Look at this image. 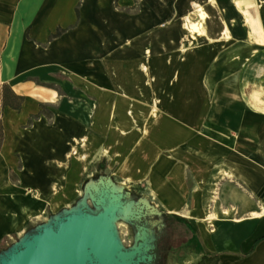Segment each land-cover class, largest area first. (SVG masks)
I'll use <instances>...</instances> for the list:
<instances>
[{"label": "crops", "instance_id": "obj_1", "mask_svg": "<svg viewBox=\"0 0 264 264\" xmlns=\"http://www.w3.org/2000/svg\"><path fill=\"white\" fill-rule=\"evenodd\" d=\"M78 1L0 0V240L74 207L106 159L162 210L210 225L206 251L225 264H264V0H81L79 20ZM250 32L233 63L225 36ZM43 104L52 116L27 124Z\"/></svg>", "mask_w": 264, "mask_h": 264}, {"label": "rangeland", "instance_id": "obj_2", "mask_svg": "<svg viewBox=\"0 0 264 264\" xmlns=\"http://www.w3.org/2000/svg\"><path fill=\"white\" fill-rule=\"evenodd\" d=\"M64 4L68 3V0H63ZM203 8V7H202ZM204 10V8H203ZM205 11V10H204ZM203 23V21H202ZM240 36V35H239ZM241 36L245 38H237L236 36L232 37V34H229L226 37L229 41L235 44L234 49H229L227 54L233 55V63L237 62L240 63L242 59L251 51L249 46L244 48L243 46L246 44V40L248 39L247 43H251L254 35L251 32L245 33ZM258 38V37H257ZM234 39V40H233ZM243 39H245L243 41ZM232 45V44H231ZM234 47V46H233ZM116 115L113 113L112 117ZM118 116V115H117ZM86 157V156H85ZM106 159L102 160L101 167L98 172L93 175L90 179H87L82 185V192L80 194V198L78 203L74 206V208L62 209L57 212H52L50 210L46 211L43 216L39 218L36 222H32L29 224V227L26 231L22 233H14L12 236H8L5 239L3 244V252L4 254L1 255L0 260L3 257H8L7 252L11 250H18L22 248L23 241H25L28 237H30V232L35 230H45L46 228H54L58 230L62 228L61 222L67 220V218L71 214H79V215H87V214H98L103 210V207H98L92 197L90 196L89 192H87L89 184H93V182H98L100 178L112 177L116 182H119L123 185V192L124 195L122 197V201L120 202V208L115 215L111 222L113 225V229L116 231L120 241L123 245V250L131 251L135 249L136 246H141V252L139 255L142 257L144 256L147 248L152 244L154 240V230L159 226V224L165 225L166 223L171 222L169 228L172 237H178L180 235H186V230L188 226L183 225L184 219L187 218L186 216L182 215V212H186V214L190 211H182L176 212L172 211H164L158 206L155 201L152 200L151 195L146 193V187L144 190H141L140 186H135L131 184L122 183L110 173H108L106 168ZM94 178V179H93ZM146 184V183H144ZM95 185V184H94ZM192 188L194 189V185L192 183ZM144 191V193L142 192ZM191 202L194 201V196L189 195ZM210 197L214 198V195H210ZM199 195L195 196V205L197 206L199 203ZM213 200H210V203ZM126 204V206H125ZM200 206V203L197 207ZM210 207V206H209ZM200 208V207H199ZM204 209H197L194 213H198L197 215H202ZM210 211V210H209ZM221 214V210H218ZM223 215V213H222ZM175 218V220H173ZM182 222V223H181ZM189 228L192 229L191 237L188 241L183 242L182 244L176 245L174 242L170 244V254L168 256L169 264H197V261L202 256L203 252L206 251L204 238L201 232V229L210 228V225L206 226L203 225V228L199 224H188ZM144 229L147 231L146 237L142 238L144 234ZM191 231V230H190ZM188 230V232H190ZM141 243V244H140ZM89 264H108L99 256L94 255L92 262Z\"/></svg>", "mask_w": 264, "mask_h": 264}, {"label": "water", "instance_id": "obj_3", "mask_svg": "<svg viewBox=\"0 0 264 264\" xmlns=\"http://www.w3.org/2000/svg\"><path fill=\"white\" fill-rule=\"evenodd\" d=\"M114 181L110 177L100 178L98 182L95 183L93 186H88L87 192H89L90 196L92 197L94 203L98 207H103V210L106 205L110 204L113 198L116 197L117 194L118 198L115 200L119 202V210L124 195L123 188L120 190L115 191L114 189ZM126 206V204H125ZM74 208V207H71ZM102 210V211H103ZM101 211V212H102ZM100 212V213H101ZM98 214H87L81 215L86 217H91ZM73 215L79 214H71L67 220L61 222L62 228L55 230L54 228H46L45 230H35L30 232V237H28L25 241H23V245L21 249L18 250H11L7 252L8 257H3L0 260V264H78L77 261L80 257L85 256L84 264H89L92 262L94 255L99 256L108 264H136L140 259L141 256L139 253L141 252V245L136 246L135 249L131 251L123 250V245L120 241L119 243H114L109 240L101 239L98 235V232L95 230L93 225L89 222H86L90 225V231L88 230L87 235L90 238V241H84L78 235L72 239L73 244H68L67 242L62 244L63 251L59 250L55 254L50 253V250H53V244H40V243H31L34 239V236L41 232H46L47 230H52L55 233H60L64 230L69 218ZM112 220V219H111ZM110 220V222H111ZM112 223V222H111ZM113 231V225L111 228ZM75 233V232H74ZM116 233V231H115ZM76 234V233H75ZM116 236L118 237L117 233ZM119 238V237H118ZM54 244H57L58 241L61 240L60 236L54 238ZM120 240V238H119ZM4 252L0 253L3 255Z\"/></svg>", "mask_w": 264, "mask_h": 264}, {"label": "trees", "instance_id": "obj_4", "mask_svg": "<svg viewBox=\"0 0 264 264\" xmlns=\"http://www.w3.org/2000/svg\"><path fill=\"white\" fill-rule=\"evenodd\" d=\"M116 6H119L118 1L115 2ZM80 6L81 0L78 1L76 5V12L78 20L80 18ZM139 7V0H135V3L130 7V9L137 10ZM77 24L74 23L69 26L58 25L56 30L51 32L48 36V41L51 39L60 36L64 33L68 28L75 26ZM25 99V95L17 93L13 87L9 83H4L3 85V104L11 105L16 109L22 108V103ZM41 112H45L47 115L52 116V111L45 105H42V109L39 112L31 113L27 124H31L33 119L40 116ZM5 136L4 131V123L2 118H0V148L2 146L3 140ZM175 220V218L173 219ZM182 223V222H181ZM171 224V222H170ZM169 223H166L164 226H157L153 228L154 240L152 244L147 248L144 256L136 264H169L168 256L170 254V244L174 242L176 245L182 244L184 241L188 240L191 236L192 230L189 228L186 230V235H180L178 237H172L169 226ZM185 225V223H182ZM185 225V226H186ZM188 230L190 232H188ZM264 238V236L262 237ZM6 237L0 240V253L3 251V244L5 242ZM197 264H225L222 261L221 254L215 251H206L202 254V256L197 261Z\"/></svg>", "mask_w": 264, "mask_h": 264}, {"label": "bare ground", "instance_id": "obj_5", "mask_svg": "<svg viewBox=\"0 0 264 264\" xmlns=\"http://www.w3.org/2000/svg\"><path fill=\"white\" fill-rule=\"evenodd\" d=\"M199 17L196 19L187 17V24L190 25V27L193 30H200L202 29L203 23L202 20L206 15V12L203 10V8L198 9ZM93 184H89L90 186H93ZM122 184H114L115 191L122 189ZM117 197V194H115ZM115 198H113L112 202L105 206L104 210L99 215H94L91 217L81 216V215H73L69 218L67 222H65L66 226L64 230H62L60 233H55L52 230H47L46 232L38 233L34 236V239L31 241V243H40V244H53V250H50V253L55 254L57 251L62 250L63 247L62 244L67 242L68 244H73L72 239L75 237V235H78L81 237L84 241H90V238L87 235L88 230L90 229V225H88L86 222H89L93 225L95 230L98 232V235L101 239L109 240L114 243H119L120 240L116 236L115 231H113L112 223L110 220L116 215V211L119 209V202L116 201ZM225 212H228L227 210ZM257 213V212H255ZM209 217H217V214L213 211H211L209 214ZM90 231V230H89ZM76 234H75V233ZM142 238L146 237L147 231L144 229ZM60 236L61 240L57 242V244H54L55 242L54 238ZM210 237V236H209ZM76 238V237H75ZM209 241L212 244V239L210 238ZM85 256H82L78 259V264H84ZM73 264V263H69Z\"/></svg>", "mask_w": 264, "mask_h": 264}, {"label": "flooded vegetation", "instance_id": "obj_6", "mask_svg": "<svg viewBox=\"0 0 264 264\" xmlns=\"http://www.w3.org/2000/svg\"><path fill=\"white\" fill-rule=\"evenodd\" d=\"M160 225V224H159ZM161 226V225H160ZM162 226H164V225H162Z\"/></svg>", "mask_w": 264, "mask_h": 264}]
</instances>
